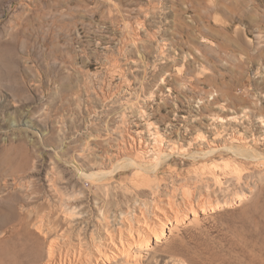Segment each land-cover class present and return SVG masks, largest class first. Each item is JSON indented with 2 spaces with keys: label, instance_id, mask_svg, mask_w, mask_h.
Instances as JSON below:
<instances>
[{
  "label": "rangeland",
  "instance_id": "obj_1",
  "mask_svg": "<svg viewBox=\"0 0 264 264\" xmlns=\"http://www.w3.org/2000/svg\"><path fill=\"white\" fill-rule=\"evenodd\" d=\"M263 118L264 0H0V264H264Z\"/></svg>",
  "mask_w": 264,
  "mask_h": 264
},
{
  "label": "bare ground",
  "instance_id": "obj_2",
  "mask_svg": "<svg viewBox=\"0 0 264 264\" xmlns=\"http://www.w3.org/2000/svg\"><path fill=\"white\" fill-rule=\"evenodd\" d=\"M261 122L264 125V120L261 121ZM220 123H221L220 124L221 127L225 128V124L224 123L222 124V122H220ZM221 130H223V129H221ZM207 137H209V135H206L205 133H202V132L197 133V135H195V137H194V140H196L197 142H203L204 141V142H206L208 144V145L206 144L207 147H208V148H206L207 152L203 154V157L219 155L220 154L219 150L223 147L222 144H220L219 142L221 140H223L222 142L224 143V139H223L222 133L219 132L218 134H216L211 141H208ZM230 139H232L231 142H234V141H238V139H241V137L235 136L234 134L233 135L231 134ZM203 145H204V143H203ZM180 147H182L181 143H179L178 145L176 143H173L172 146H171L172 149L176 148L177 150ZM229 148H231V147L229 146ZM231 149H233V148H231ZM137 152L138 153H143L142 150H140V149H137ZM145 153H149L150 154V151L147 150V151H145ZM163 155H166V157H167V154L164 153L163 151H161L160 155H159V158H157L154 161V163L152 164L151 173H153V171L154 172L158 171L159 163L162 160ZM227 165L226 166L223 165V167H222L219 164H216L215 165L216 168L215 169H211V170L209 169L210 167L209 168L205 167V168L210 170V172L212 173V176H214L216 178V176H217L216 171L217 170H221L224 167L226 168ZM133 166L136 167L137 171L138 170L140 171L141 169H143L142 166L139 163H137L136 161L133 162ZM204 169H200V170L195 171L196 172L195 177L197 178V181L201 182L202 178H204V173H205ZM227 175H228V173H227ZM191 199L189 200V202H187L188 204L186 206V209H183L185 211L182 210L180 212H179L178 209L175 208V206L172 204L171 200L167 201V203L165 205L168 208L165 209V210H162L163 216H162V218L160 220L158 219L157 223H154V222L150 221L148 218L144 217L143 221L139 223V228H137V230H133L132 228L130 229L129 233L127 234V236L129 235V238H127L126 240L122 239V236H119V239H118V241L116 243V241L114 242L113 238H108V242H109V244H111V247H112L113 250H112L111 254L100 255L99 259L101 261L99 260V262L103 263L105 261V262H107L109 264H117L118 260L121 259V257L123 255L126 257V259L128 258L127 260H130V257H133L134 255L125 254V253H127L128 250H130V251L133 250V252H134L136 250L138 251L141 247L145 248L148 245V243L150 242V240H152V238H154L156 242L161 241V239L163 238L164 229L169 228V226H170V228L174 227L180 222L182 223L183 222L182 220L185 217L188 216V213L191 214L193 217H195L196 215H198L199 212H203L204 211L205 207H204L203 202H202V205H201L200 204L201 202L200 203H194ZM246 247H248V246H246ZM127 260L124 259V261H127ZM97 264H100V263H97Z\"/></svg>",
  "mask_w": 264,
  "mask_h": 264
}]
</instances>
